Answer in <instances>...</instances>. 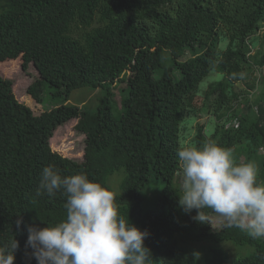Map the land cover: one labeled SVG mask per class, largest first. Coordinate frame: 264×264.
Wrapping results in <instances>:
<instances>
[{
    "label": "trees",
    "instance_id": "16d2710c",
    "mask_svg": "<svg viewBox=\"0 0 264 264\" xmlns=\"http://www.w3.org/2000/svg\"><path fill=\"white\" fill-rule=\"evenodd\" d=\"M1 1L0 65L19 61L24 71L36 69L27 88L33 102H42L45 85L52 96L81 87L105 91L96 111L61 103L36 113L17 99L13 80L0 75V245L12 236L18 242L14 264H37L26 247L27 225L53 226L66 217L65 197L36 196L49 164L62 175L84 172L111 191L106 178L122 168L116 203L148 231L151 264H264V239L234 227L214 230L210 209H204L207 223L193 220L196 210L185 213L172 187L184 146L211 142L237 151L241 145L246 161L264 148V77L258 94L245 96L264 69V0ZM211 70L223 73L202 94L213 130L207 135L197 124L185 145L186 115H198L199 85ZM116 82L126 88L115 114L108 101ZM71 119L85 135L81 162L50 149L53 131ZM258 175L264 179V164ZM150 176L163 185L143 213L140 191ZM205 242L215 245L200 249Z\"/></svg>",
    "mask_w": 264,
    "mask_h": 264
},
{
    "label": "clouds",
    "instance_id": "9594fccd",
    "mask_svg": "<svg viewBox=\"0 0 264 264\" xmlns=\"http://www.w3.org/2000/svg\"><path fill=\"white\" fill-rule=\"evenodd\" d=\"M182 176L178 204L193 220L207 223L204 209L252 239H264V184L253 162L238 163L231 148L215 143L177 151ZM65 197L66 217L59 223L26 226V247L37 264H151L144 244L149 236L121 215L116 195L84 172L62 175L54 164L42 168L36 196ZM21 219L15 221L20 228ZM18 242L0 245V264H14Z\"/></svg>",
    "mask_w": 264,
    "mask_h": 264
},
{
    "label": "rangeland",
    "instance_id": "374dc122",
    "mask_svg": "<svg viewBox=\"0 0 264 264\" xmlns=\"http://www.w3.org/2000/svg\"><path fill=\"white\" fill-rule=\"evenodd\" d=\"M3 1L0 2V5ZM225 43H223V46ZM257 47V46H256ZM256 47L253 48V52L256 50ZM189 54H186V57ZM0 75L5 78H11L13 80V91L17 97V99L21 102L27 103L30 105L33 110L38 113L45 109H50L52 106L59 105L64 103L66 105H75L83 110L88 111H96L98 108V104L101 99L105 95V91L101 88H90V87H81L72 90L67 96H52L50 93V87L45 85L43 92V99L41 103H35L33 100L27 95L28 86L37 78L38 74L36 69L31 65L29 66L27 71L21 69V62H5L0 65ZM262 76V77H261ZM255 78H259V81L256 85V88L252 91H249L245 96L253 97L258 94L261 89L260 81L264 77V69L262 71H256L254 74ZM223 78V73H219L215 70H211L210 73L200 82L199 90L200 93L197 96V100L199 102L200 110L198 111V115L194 116V114L188 113L186 115L184 121V131L182 132L183 138L182 143L188 145L191 143L193 139V135L196 132L197 124L204 125L205 133L209 135V133L213 130L214 127V116L211 114V110L202 104V94L205 89H207L208 85L216 80ZM239 87H242L240 83L236 84ZM126 88L125 82H116L113 84V88L111 91V97L108 101L110 109L113 113H117V111L121 107V98ZM243 99V98H241ZM77 123V119H71L66 123L58 126L54 131L50 138L49 144L50 149L53 153H57L67 159H70L74 162H81L84 158V146H85V135L81 132L77 131L75 128V124ZM229 123V122H228ZM235 120H230L229 124H235ZM246 144L244 143V147ZM234 155L238 163H244L246 161L245 148L241 145L238 147V150H233ZM238 155V156H237ZM246 162H253L258 169H261V166L264 164V148L258 150L255 154H252ZM125 173L121 168L119 170L114 171L109 174L106 178L107 184L112 188V190L116 194H121L120 183L123 180ZM182 176V172L175 177V180L172 184L173 188H180V179ZM261 175H258V182L262 183L264 181L261 178ZM263 180V181H262ZM163 185V180L158 177L150 176L148 182L141 188V201L140 207L141 211L145 213L149 208L154 207V200L157 198L158 194L161 191ZM210 221L212 228L214 230H219L222 227V220L215 214H210ZM214 246L215 244L212 242H205L201 246H198L200 249ZM238 247V246H237ZM225 248L230 253H235L236 247L227 244ZM232 255V254H231Z\"/></svg>",
    "mask_w": 264,
    "mask_h": 264
}]
</instances>
